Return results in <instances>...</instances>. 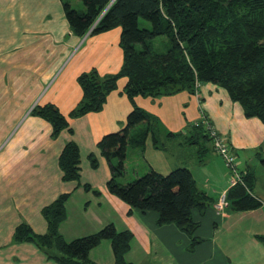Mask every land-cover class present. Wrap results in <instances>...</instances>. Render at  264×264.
Instances as JSON below:
<instances>
[{"label":"crops","instance_id":"crops-1","mask_svg":"<svg viewBox=\"0 0 264 264\" xmlns=\"http://www.w3.org/2000/svg\"><path fill=\"white\" fill-rule=\"evenodd\" d=\"M71 4L82 10L78 1ZM120 33L116 27L86 37L74 35L60 0H0V264H58L33 243H14L12 235L21 223L35 234H45L47 223L41 210L62 194H69L66 217L59 225L62 237L69 241L113 224L117 231L132 234L125 254L130 264H260L264 255L253 261L251 248L255 240L262 244L257 237L264 236V195L257 197L261 205L253 210L216 209L229 189L221 158L208 150L197 163L199 144L186 143L185 148L181 138L166 137L167 132L183 133L204 114L235 152L237 167L253 169L254 159L264 156V151L257 153L264 143V125L257 118H245L241 107L219 86L205 83L195 94L181 91L133 98L135 106L157 118L160 138L173 150L167 144L165 153L155 149L148 136L143 151L127 150L125 171L139 176L143 165L145 171L150 168L166 175L190 162L198 188L214 201L202 215L192 211L199 224L194 235L201 239L192 252L187 250L189 237L174 225H157L154 211L127 214L128 206L106 189L110 172L97 142L121 129L132 109L124 93L125 77L116 81L99 112L68 118L71 133L63 130L53 139L50 124L31 115L33 107L51 104L67 116L82 97L77 83L81 73L91 69L101 77L117 73L123 58ZM69 141L79 148L80 185L61 179L58 158ZM89 155L97 160L94 169ZM88 256L96 264H114L108 240Z\"/></svg>","mask_w":264,"mask_h":264},{"label":"trees","instance_id":"trees-1","mask_svg":"<svg viewBox=\"0 0 264 264\" xmlns=\"http://www.w3.org/2000/svg\"><path fill=\"white\" fill-rule=\"evenodd\" d=\"M77 1L82 3V10L73 7L71 0H60L71 32L83 37L90 29L89 35H96L119 27L122 64L117 73L103 77L94 69L81 73L77 83L82 97L67 116L51 104L33 107L31 115L50 124L51 138L63 130L72 132L68 118L99 112L120 77L127 79L124 93L132 104L135 96L155 98L181 91L195 94L200 85L212 83L241 107L245 118H257L264 125V0ZM158 38L165 41L163 49H155L153 45ZM207 125L213 127L203 114L199 121L187 125L183 133L167 132L166 137L181 138L185 142L180 145L199 144L196 154L197 163H201V156L208 150L215 153ZM159 133L157 118L133 104L123 127L102 136L97 148L110 172L106 189L128 206L129 215L133 210L156 212V224L174 225L189 237L187 250L193 251L201 239L194 235L199 224L193 220L192 211L202 215L214 201L198 188L187 167H175L166 175L149 168L127 183L120 182L129 148L143 151L150 136L155 149L167 151ZM263 151L264 143L257 149L258 155ZM88 159L91 168H96V158L89 155ZM79 165L78 146L73 141L65 143L58 158L62 181L80 185ZM226 169L229 180L231 173ZM237 170L242 183L226 191V207L235 213L256 209L261 201L252 194L255 172L250 168L237 167ZM83 187L89 190L88 185ZM68 197L69 194H62L42 208L47 223L45 234H35L27 224L21 223L15 228L12 241L33 243L58 264H96L90 260L89 252L108 240L114 264H130L125 254L132 234L117 231L113 224L70 241L62 237L59 225L66 217ZM257 238L264 245V236Z\"/></svg>","mask_w":264,"mask_h":264},{"label":"rangeland","instance_id":"rangeland-1","mask_svg":"<svg viewBox=\"0 0 264 264\" xmlns=\"http://www.w3.org/2000/svg\"><path fill=\"white\" fill-rule=\"evenodd\" d=\"M77 1V0H76ZM79 2V1H78ZM81 5H80V9H83V6H82V3L81 2H79ZM141 23H145V22H143V21H141ZM140 27H142L141 25H140ZM164 42L165 41H163L162 39H160V38H158V39H156V40H154V42H153V45H154V47H155V49L156 48H158V49H163L165 46H164ZM167 144V148L168 149H170V151H172L173 150V148H171L170 146H169V144L168 143H166ZM188 146V145H187ZM187 146L184 144V147L185 148H187ZM184 147H183V149H184ZM185 150V149H184ZM169 157L170 158H172V159H174L173 158V155H169ZM175 158H176V156H175ZM261 159H264V156L263 155H261V157H260ZM261 161H260V159L259 158H255L254 159V161H253V163H252V166H253V170H254V172H255V175H256V177H257V181H256V184H255V186L253 187V190H252V194L254 195V196H256V197H261V196H263L264 195V166L260 163ZM185 167H187L190 171L193 169V170H195V168H192V166H191V163L189 162H187V163H185V165H184ZM145 168L146 167H144L143 168V165H141L140 166V168L138 169L141 173L139 174V176H141V175H143L144 173H145ZM192 170V171H193ZM135 178V176L133 175V173H132V170H126L125 171V173H124V175H123V177L120 179V182L121 183H127V182H129V181H131V180H133ZM263 194V195H262ZM73 240V239H72ZM67 241V240H66ZM70 241V240H69ZM190 243V242H189ZM256 247H258V248H256ZM251 250H252V256H254V257H252L253 258V261H256V259L258 258L259 259V257H261L262 255H264V247H263V245L262 244H260L257 240H255V241H253V247L251 248ZM250 250V251H251ZM259 251H260V253H259ZM190 252V251H189ZM192 252V251H191ZM261 259V261H259L260 262V264H264V259L263 258H260ZM148 260V259H147ZM258 262V263H259ZM232 263L234 264V262L232 261ZM146 264H149V262L148 263H146Z\"/></svg>","mask_w":264,"mask_h":264},{"label":"built area","instance_id":"built-area-1","mask_svg":"<svg viewBox=\"0 0 264 264\" xmlns=\"http://www.w3.org/2000/svg\"><path fill=\"white\" fill-rule=\"evenodd\" d=\"M114 0H111L113 2ZM91 29L84 35V37L88 36ZM207 130H209L210 135L212 137V145L215 153L223 160L226 167L231 173V177L228 180L229 188L233 187L237 183H242L240 179V174L237 170V159L231 152V149L229 147V144L227 143L226 139L221 136L214 127L207 125ZM226 201H225V193H223L217 204L216 209L221 210L222 208L226 207Z\"/></svg>","mask_w":264,"mask_h":264}]
</instances>
